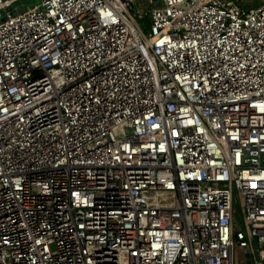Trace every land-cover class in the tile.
Here are the masks:
<instances>
[{"label":"built area","instance_id":"built-area-1","mask_svg":"<svg viewBox=\"0 0 264 264\" xmlns=\"http://www.w3.org/2000/svg\"><path fill=\"white\" fill-rule=\"evenodd\" d=\"M22 1L0 264H264V0Z\"/></svg>","mask_w":264,"mask_h":264},{"label":"rangeland","instance_id":"rangeland-1","mask_svg":"<svg viewBox=\"0 0 264 264\" xmlns=\"http://www.w3.org/2000/svg\"><path fill=\"white\" fill-rule=\"evenodd\" d=\"M38 2V0H23L19 6H16L17 4H13L10 8H8L5 12L1 13V17L2 19H5V13L6 12H9L11 13L12 15L15 14V11L14 9L16 7H18L17 9L20 11L22 8H24V6H28V7H31L33 5H35L36 3ZM136 21L140 24L142 21L141 20H138L136 19ZM144 32L147 33V27H144L143 28Z\"/></svg>","mask_w":264,"mask_h":264}]
</instances>
